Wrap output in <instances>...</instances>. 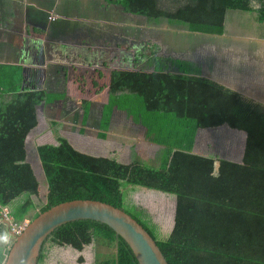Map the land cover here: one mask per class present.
<instances>
[{"label": "trees", "instance_id": "trees-1", "mask_svg": "<svg viewBox=\"0 0 264 264\" xmlns=\"http://www.w3.org/2000/svg\"><path fill=\"white\" fill-rule=\"evenodd\" d=\"M116 1L148 23L166 20L190 33L223 34L230 10L251 12L264 25V0ZM159 58L153 70L112 71L100 135L104 136L117 106L146 128L147 140L157 135L163 147L160 155L154 161L139 157L124 163L116 156L81 151L66 136H58L57 143L37 146L48 188L43 202L39 179L27 160L26 138L39 123L38 104L46 101L55 109L57 95L47 92L32 75L25 86L17 74L11 85L4 88L0 83V88L14 92L11 100L0 104L1 203L8 204L14 221L22 223L31 214L36 217L67 200H102L136 218L169 264H264V103L202 75L193 60ZM223 125L251 134V153L248 162L217 158L215 174L216 158L196 152L195 144L200 130ZM137 187L176 196L172 231L163 235L148 209L129 198ZM67 229L91 233L95 244L105 248L98 250L95 264H138L113 228L89 219L55 230L38 264H46V244L52 236L59 233L63 239Z\"/></svg>", "mask_w": 264, "mask_h": 264}, {"label": "crops", "instance_id": "crops-1", "mask_svg": "<svg viewBox=\"0 0 264 264\" xmlns=\"http://www.w3.org/2000/svg\"><path fill=\"white\" fill-rule=\"evenodd\" d=\"M51 16H54V18H51ZM136 17H139L140 20L141 17L143 18V16L124 11L116 0H0V83L4 88L11 85L13 83L12 76L15 77L14 74H17V77L19 75L23 78V86H25L26 79L28 80L31 75L34 76L41 84L43 83L47 92L57 95L54 99V113L56 110L58 114V118H55L57 120L55 124L58 123L70 130H76L78 135L107 139L109 131H113L115 125L126 122L128 118H131L136 123L132 115L115 106L110 116V122H108L109 126L103 132L104 136L100 135L103 131L102 122L104 123L103 110L110 98L112 71L120 69L140 70L141 67L125 66L129 62L136 64L134 57L137 56L141 58L145 56L144 62L142 59L143 66L153 70L156 61L162 56L157 53L151 54V52L142 55L141 38L138 50H123L128 46L127 42H122L123 33H118L117 30L111 31V29L115 27L119 29L122 25L121 28L124 33L126 28L137 29V33L134 34L132 31L130 36H138V33L142 31L141 21H138L141 24L138 28L130 27L128 23V20L136 19ZM144 21L148 23L146 18ZM206 36H215L216 39L220 38L222 40L225 38V41H230L226 33L225 35L208 34ZM224 44L226 43L224 42ZM224 44L223 46L220 45L217 53L220 54L226 51L230 54V57L236 55L237 65H230L232 66L231 69H229V66L219 65L220 58L217 57L215 58V63L213 61L212 65L207 66V58L203 57V55L209 53L207 50H198L201 58L192 56V54L188 58H182L179 55L164 57L193 60L199 64L202 75L211 77L255 101L264 103L263 63H257L254 72L246 77V65L249 63V59L252 60V55L257 51L248 47L235 48L234 46H228V48H224ZM231 44L232 41L229 45ZM156 47H160V45L155 43V46L151 47V49L154 50ZM233 50H236V52ZM257 58L258 56L255 57V59ZM232 59L231 61L233 62ZM219 67L223 79L215 75L213 77L209 75L211 69L218 71ZM233 67L238 72L244 73L241 82L235 83L231 79V75L225 73H233ZM76 72H79V74ZM1 80H4V83ZM40 83L37 86H40ZM259 88L262 91L257 92L255 89ZM13 96V90L5 91L0 88V104L8 102ZM76 98H78V103H74ZM97 103H101L102 106L98 115H95L94 105ZM40 104H46V101ZM65 104H68L71 108L64 109L63 105ZM77 104L78 106H76ZM48 106L51 108L50 105ZM74 106L77 107L75 110L77 112L73 116L72 108ZM37 115L39 120V114L37 113ZM34 129L30 131L26 138L27 160L32 166L34 164L28 150V139ZM116 133L118 138L120 137L119 135L122 137L124 128L117 130ZM54 143H57V140ZM72 144L76 147L74 143ZM161 148L163 149L162 146ZM217 158L214 160L217 164L213 162L215 174L219 170V160ZM137 188L158 191L146 187ZM3 205L0 201V208ZM7 206L4 215L13 219L9 213V205L7 204ZM174 206L176 211V201ZM148 211L153 217V212L150 209ZM173 217L171 231L175 224V213ZM153 220L159 225L156 219ZM3 223L6 224L5 228L8 230H4ZM0 236L11 240L10 247L12 246L15 237L11 230V223L6 218L4 219L1 213ZM7 254L2 264H4Z\"/></svg>", "mask_w": 264, "mask_h": 264}, {"label": "rangeland", "instance_id": "rangeland-1", "mask_svg": "<svg viewBox=\"0 0 264 264\" xmlns=\"http://www.w3.org/2000/svg\"><path fill=\"white\" fill-rule=\"evenodd\" d=\"M51 18H54V16H51ZM227 18L229 30L232 31L228 35V38L230 41L233 40V43L228 45L234 46L235 48L249 47L252 48V50H256L259 54L257 52L254 53V55H252V60L257 56L258 58L255 59L256 61L249 59V63L246 67H254L255 70L257 63H263L262 69H264V25L261 23L259 24L251 12L230 10L228 11ZM139 20L140 18L136 17V19L128 20V23L130 27L138 28V26H141V24L138 23ZM144 20L145 18L141 17L140 21L142 23V31L135 37H131L130 34H132V31L134 34L137 33V29L131 30L132 28H126L125 33L121 28L122 25L119 29L116 27L111 29V31L117 30L118 33H123L122 42H127L128 44V46L123 50H138L141 38L142 55L151 52V54L157 53L162 56L179 55L182 58H188L190 56V54L180 55L177 53V50H151V47L155 46V43L162 47H180L177 42L167 41V38H171V33H186V28H177L173 26L168 28L166 23L150 28V25H148ZM155 31L159 32L155 33ZM233 51L236 52V50ZM223 53L224 52L221 54ZM192 56L196 55L192 54ZM235 56L236 55L231 57L229 56L230 62L231 64L233 63V66L237 65V57ZM134 59L137 62L136 64L129 62L125 66H136L138 68L141 67V69L150 70L149 68L143 66L145 56L144 58L137 56L134 57ZM141 62L142 65L140 66ZM76 73L79 74V72ZM78 102V98H76V102L74 103ZM76 106H78V104ZM76 106L72 108L73 116L77 112L75 111L77 108ZM101 106V103L94 105L95 115H98ZM63 108L66 109L71 107H69L68 104H65L63 105ZM37 113L39 114L40 119L37 127L28 139V150L30 158L34 164L33 166L35 168L36 175L39 179V199L42 202L45 200L48 188L44 171L37 153V146L42 143H54L59 135L66 136L80 150L94 155L116 156L119 160L124 162H130L132 159H138L139 157L145 161H154L157 155H159L162 151L161 145L157 142V135L153 136L150 140H147L145 137L146 128L139 123H135L131 118H128L126 122L119 123V121H117L119 124L115 125L113 131H109L108 138L102 139V137L97 138L78 135L76 130H70L58 123L55 124L57 121L55 118H58V114L56 110L54 113V109L50 108L48 104L38 105ZM122 127L124 128V133H122V137L119 135L120 137L118 138L116 132ZM251 146V134L223 125L215 128H205L200 130L195 144V151L202 154H212L216 158L227 157L241 162H248L251 153ZM214 164H217V162L215 161ZM129 198L134 203L146 207L147 209L149 208L153 212V219L158 221L159 225L157 224V226L163 235L171 231L170 229L173 224L172 221L175 213V195L137 188L131 193ZM6 207L8 206L4 204L3 207L0 208V213L4 219L6 218L11 223L13 219L7 218L4 215L5 209H7ZM32 217L33 215L31 214L23 222H29ZM3 224L4 230H8L5 228L6 224ZM71 230L72 229H67L66 232L64 231L65 235L63 236V239L59 233H57L56 236H52V241L50 240L46 244V264H95L96 257H98V250L104 251L105 248H100L95 244L91 233L90 236H87L86 233H75ZM6 238L7 237L0 236V264L3 263L11 245V240Z\"/></svg>", "mask_w": 264, "mask_h": 264}, {"label": "water", "instance_id": "water-1", "mask_svg": "<svg viewBox=\"0 0 264 264\" xmlns=\"http://www.w3.org/2000/svg\"><path fill=\"white\" fill-rule=\"evenodd\" d=\"M80 219L108 224L130 246L138 264H169L155 238L129 212L91 198L67 200L31 218L15 236L4 264H38L41 250L51 234L60 226Z\"/></svg>", "mask_w": 264, "mask_h": 264}, {"label": "flooded vegetation", "instance_id": "flooded-vegetation-1", "mask_svg": "<svg viewBox=\"0 0 264 264\" xmlns=\"http://www.w3.org/2000/svg\"><path fill=\"white\" fill-rule=\"evenodd\" d=\"M162 23H166V25H168L167 27L170 28L171 25H169V23L167 24V21L164 20L163 22H161L160 24ZM148 24V23H147ZM160 24H151L149 23L148 25H150V28H153L155 26H159ZM177 28H186L187 32L186 33H171V38H167V41H174V42H177L180 47L178 48H170V46L168 47H156L154 50H178V54H194L196 55L197 57H200L201 58V54H199V51L198 50H207L209 51V53L203 55V57L207 58V66L208 65H212L213 64V61L215 63V58H220V62L218 63L219 65L221 66H225V67H228L229 66V69H231V66H233V64H231L230 62V59H229V56L230 54L227 53V52H224L223 54H219L217 53L220 49V45L223 46L224 42L226 43L224 45V48L227 47L228 48V44L231 43V41L228 42L225 41V38L222 40L220 38L216 39L215 36H206V35H203V34H197V33H190L189 30L187 29V27H184V26H175ZM153 32V31H151ZM156 32H159V31H155ZM232 31L229 30V26L227 24V21H226V26H225V32L223 33L225 35L226 34H230ZM220 41H222L220 43ZM232 43H233V40H232ZM249 48V47H248ZM153 50V49H151ZM223 50V49H221ZM211 51V53H210ZM217 64V62H216ZM238 67V66H236ZM233 67L232 68V72L228 73V72H225L227 75H231V79H233V81L235 83H238V82H241V79L244 75V73H242L241 71L238 72L237 69H235ZM249 69V70H248ZM219 72V73H218ZM237 72V73H236ZM254 72V67H250L248 68L247 67V71H246V77L249 76L251 73ZM220 67L218 69V71H213L212 69L209 71V75L210 76H217L219 78H222L221 77V74H220ZM223 79V78H222ZM257 92L258 91H262L261 88L259 89H255Z\"/></svg>", "mask_w": 264, "mask_h": 264}, {"label": "built area", "instance_id": "built-area-1", "mask_svg": "<svg viewBox=\"0 0 264 264\" xmlns=\"http://www.w3.org/2000/svg\"><path fill=\"white\" fill-rule=\"evenodd\" d=\"M25 225H26V222L19 223V222H15L14 220H12L11 228H12L13 234L15 236L20 234L23 231Z\"/></svg>", "mask_w": 264, "mask_h": 264}, {"label": "clouds", "instance_id": "clouds-1", "mask_svg": "<svg viewBox=\"0 0 264 264\" xmlns=\"http://www.w3.org/2000/svg\"><path fill=\"white\" fill-rule=\"evenodd\" d=\"M14 220V219H13ZM27 223V222H26Z\"/></svg>", "mask_w": 264, "mask_h": 264}]
</instances>
